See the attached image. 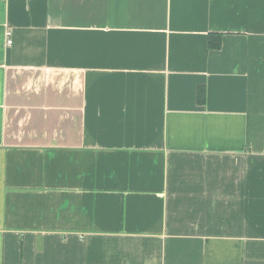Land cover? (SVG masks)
I'll return each instance as SVG.
<instances>
[{"label":"crops","instance_id":"crops-1","mask_svg":"<svg viewBox=\"0 0 264 264\" xmlns=\"http://www.w3.org/2000/svg\"><path fill=\"white\" fill-rule=\"evenodd\" d=\"M0 264H264V0H0Z\"/></svg>","mask_w":264,"mask_h":264},{"label":"trees","instance_id":"trees-1","mask_svg":"<svg viewBox=\"0 0 264 264\" xmlns=\"http://www.w3.org/2000/svg\"><path fill=\"white\" fill-rule=\"evenodd\" d=\"M222 36L220 33L210 32L208 34L207 46L209 49L217 50L221 47ZM206 92L203 86L197 88V101L203 103L205 100Z\"/></svg>","mask_w":264,"mask_h":264},{"label":"built area","instance_id":"built-area-1","mask_svg":"<svg viewBox=\"0 0 264 264\" xmlns=\"http://www.w3.org/2000/svg\"><path fill=\"white\" fill-rule=\"evenodd\" d=\"M11 42H12L11 39L10 38H7L6 44L9 45Z\"/></svg>","mask_w":264,"mask_h":264}]
</instances>
